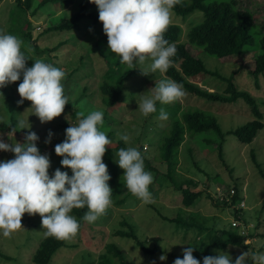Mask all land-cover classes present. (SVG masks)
<instances>
[{"label":"rangeland","instance_id":"374dc122","mask_svg":"<svg viewBox=\"0 0 264 264\" xmlns=\"http://www.w3.org/2000/svg\"><path fill=\"white\" fill-rule=\"evenodd\" d=\"M45 1L35 0L27 11L30 21L29 43L24 36L18 37L23 42L22 51L29 58L26 66H31L33 61L39 58L65 71L66 75L62 83L69 102L65 104L60 116L41 123L38 117L31 114L30 101L25 99L23 103H17L21 99L17 92L19 83L0 88V140L9 144L15 141L23 143L25 133L33 131L39 137L36 144L40 153L49 156V174L51 175L56 168H61V171L71 175L70 169L60 166L61 157L54 153V146L64 140V130L77 123L78 117L72 116L74 110L76 113L83 111L86 115L91 110L102 111L105 108L97 89L102 75L112 63L107 59L109 50L107 37L102 31V22L88 17L81 20L78 27L72 29H49L78 11L81 3L88 0H71L68 4H62L58 0ZM13 2L15 0L0 2V30L7 33H11L12 30L9 17L14 9ZM236 8L246 9L252 13L255 23V28L252 30L254 35L264 30V0H237ZM86 11L98 14L94 3ZM201 18L202 14L199 12L183 16L173 11L171 22L180 26L182 42H187L186 34L191 24ZM186 45L192 54L202 59L208 70L213 71V73L186 77L190 84L211 94L228 96L225 92L227 82L224 78L239 71L234 77L235 84L238 89L249 92L259 103L264 121V74L254 77L249 72L254 66L255 52L216 58L206 54L199 47ZM110 53L112 54L111 51ZM123 66L124 64L120 68ZM128 67L125 64L120 70L121 73H124ZM140 67L134 65L135 69ZM137 71L135 76L124 82L125 89L120 102L112 108H106L107 112L103 116L105 129L101 127L100 130L104 131L112 141L108 147L115 146L121 140L120 135L124 133L129 135V141L127 143L123 141L127 147L133 146L139 149V145H142L150 164L157 169L150 171L153 182L149 185V191L153 195V202L145 203L133 197L123 207L110 205L95 222L91 224L85 222L81 231L69 238L66 245L59 248L46 264H96L98 255L110 242L121 249L127 264H153V262L171 264L177 256L182 255L183 248L190 245L194 247L198 240L197 238L189 241L195 234L191 230L183 238L185 234L182 230H177L171 222L162 218V216L173 218L180 211L183 214H196V221L200 222L201 218L207 227L229 229L238 225L240 233H251L252 236L246 241L248 247L228 246L221 250L226 251L232 260L248 250L264 253V238L260 236L264 233V127L250 143H241L234 136L226 137L222 158L215 148L210 153H206L190 141L181 146L174 178L176 181L192 179L195 185L189 187L201 193L195 203L188 208L182 205L180 190H177L166 176V165L155 160L153 153L158 136L171 119L170 116L166 120L158 119L159 111L162 107L164 109L165 105L176 102L183 109L200 108L208 111L216 116L222 129L226 130L251 118L248 104L242 99L207 100L184 89L186 93L184 97L168 104L161 105L157 102V111L144 116L137 105L141 94H148L145 91L154 87L155 82L166 76L159 70L147 76ZM18 119L28 122L30 128L20 130L14 128ZM49 130L52 131L53 136L49 143H45ZM12 157L11 152L0 151V160ZM256 162L259 163L258 166ZM234 184L237 185L241 200L235 205L221 208L217 202L223 197L230 202ZM235 209L239 211L238 218L234 215ZM123 220L133 227L136 235L144 240L148 249L153 250L154 253L143 251L132 238L115 234L117 229H128L121 223ZM233 222L236 224L233 225ZM44 231L39 214L24 213L21 217L20 229L9 237L0 235V264H37L31 259V255L44 236ZM205 235L206 233L203 232L200 237L204 238ZM177 243L183 244L174 245ZM162 254L166 256L165 261L158 259Z\"/></svg>","mask_w":264,"mask_h":264},{"label":"clouds","instance_id":"9594fccd","mask_svg":"<svg viewBox=\"0 0 264 264\" xmlns=\"http://www.w3.org/2000/svg\"><path fill=\"white\" fill-rule=\"evenodd\" d=\"M98 11V21L107 37V47L119 57V63L141 66V75L159 70L161 73L173 63L176 46L164 37L174 6L179 0H89ZM22 40L15 34L0 30V88L20 80L17 92L31 102V114L41 123L60 116L69 102L64 94L65 71L35 59L26 66L29 58L22 51ZM141 94L137 104L144 116L157 111V102L168 104L186 95L183 85L171 78L160 79L154 87ZM143 92V93H145ZM78 121L64 130V140L54 146V153L61 157L60 166L71 170V175L56 168L51 175L50 159L41 154L36 142L38 135L27 131L23 143H6L0 140V151L11 152L13 157L0 160V235L9 237L21 228L24 213L39 214L45 237L66 240L74 237L80 222L71 214L74 208H87L82 220L91 224L110 207L112 189L107 183L110 175L102 161L112 141L98 125L103 123V112L91 110L86 115L76 113ZM163 108L158 119L166 120ZM14 128L29 129V123L16 120ZM53 133L48 131L45 143ZM127 143L129 135L119 137ZM115 163L123 169L124 187L145 203L153 202L149 185L153 175L145 169L141 152L133 146L122 147L114 154ZM183 244L177 243L174 245ZM189 245V244H187ZM196 247L182 249V258L176 257L172 264H264V253L245 251L234 260L226 251L214 250L215 255L193 256ZM160 261L166 256L160 255ZM155 264V262H153Z\"/></svg>","mask_w":264,"mask_h":264},{"label":"trees","instance_id":"16d2710c","mask_svg":"<svg viewBox=\"0 0 264 264\" xmlns=\"http://www.w3.org/2000/svg\"><path fill=\"white\" fill-rule=\"evenodd\" d=\"M2 0H0L1 2ZM47 1V0H46ZM45 1V2H46ZM35 0H15L13 2L14 9L10 13V24L12 30L10 34L16 36H24L29 40L30 21L27 16V11L33 5ZM44 2V1H43ZM62 4H68L71 0H58ZM93 3L89 0L81 3L78 11L70 15L56 25L51 26V30H65L78 27L81 20L92 17L94 20H98V14L87 12ZM237 0H179L173 11L178 15H190L195 12L202 14V18L191 24L186 34V43L180 40V26L177 23L170 22L167 30L164 33L165 39L170 43H174L176 46V54L171 59L173 63L164 72L166 78H171L183 85V88L199 97L207 100L218 101H236L242 99L245 101L250 109L251 118L244 123L229 129H222L220 123L217 121L216 116L208 111H204L200 108L187 109L182 108L178 103H173L164 106V111L170 116V121L166 127L161 131L158 139L155 142L154 159L159 163L165 164L167 171L166 176L171 180L173 186L180 190L182 194V205L184 208L192 206L201 194L200 191H193L189 185H195L192 179H183V181H176L174 173L178 164V155L180 153L181 146L190 141L195 143L198 147L202 148L206 153H210L212 149H216L218 154L222 158V152L224 151L226 137L234 136V138L241 143H250L258 132L264 127L263 114L259 108V103L255 98L247 91L240 90L235 84V75L239 72L232 73L228 78H224L227 82L225 92L228 96H220L218 94H211L199 89L198 87L190 84L186 77H191L200 73H213L206 68L204 62L198 56L191 53L186 44L199 47L206 54L216 58H222L231 55L244 54L249 51L255 52L254 54V66L249 72L258 77L259 74H264V30L257 35H254L252 30L255 28L253 15L246 9L236 8ZM25 26V27H24ZM29 43V41H28ZM108 57L112 63L104 74L102 80L98 83V92L101 98V102L104 105L102 110L103 116L106 114V108H112L120 102L121 95L125 89L124 82L135 76L138 69H130L128 67L124 73H121L120 68L123 64L119 63V57L112 53ZM113 60V61H112ZM113 64L115 67H113ZM129 66V65H127ZM21 81L12 82L10 85H15ZM162 105V104H161ZM163 108V107H162ZM183 109V110H182ZM73 117H77L76 111L72 113ZM105 129L104 123L98 125ZM102 129V130H103ZM106 147V151L102 157V161L107 165V171L110 175V180L107 182L112 189L111 205L115 207L125 206L132 195L123 185V169L114 162V152L122 147H127L122 140H119L113 147ZM143 158L145 169L148 171H154L157 169L150 164L149 158L146 156L142 149V145H139L138 149ZM253 159L255 156L252 155ZM257 166L259 165L256 162ZM155 171V172H156ZM233 193L230 196V202L225 200L226 197L217 202V205L221 208L226 206L235 205L241 200L237 185L234 184ZM184 210V209H182ZM87 211V208H74L71 212L77 220L80 222L81 229L84 226L85 221L82 220L83 214ZM238 209L234 211V215L239 217ZM196 214L178 212L173 218L162 216L166 221L177 228L182 230L186 237L189 230L193 231L194 236L189 241H196L193 250V256L202 262V257L207 255H214V250H223L228 246L248 247L246 242L250 238L251 233H240L237 227L227 228H215L207 227L203 224L202 219L200 222L196 221ZM123 225L128 227L127 230L117 229L115 234L134 239L137 245H139L146 253H154L153 250L148 249L145 241L140 239L133 227L126 221H121ZM205 232L204 238L200 237V234ZM260 236L264 238V233ZM67 240H60L54 237H45L40 239L37 247L31 255V259L37 264L48 263L55 252L66 245ZM178 257V256H177ZM182 258V255L179 256ZM96 264H127V261L122 253L121 249L113 242L105 245L103 250L96 260ZM172 264V263H171ZM250 264V262H249Z\"/></svg>","mask_w":264,"mask_h":264},{"label":"built area","instance_id":"2783aa9c","mask_svg":"<svg viewBox=\"0 0 264 264\" xmlns=\"http://www.w3.org/2000/svg\"><path fill=\"white\" fill-rule=\"evenodd\" d=\"M232 191H233V190H232ZM232 224H233V225H235L236 223H235V222H233Z\"/></svg>","mask_w":264,"mask_h":264}]
</instances>
